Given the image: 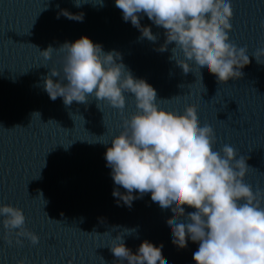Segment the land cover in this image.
Wrapping results in <instances>:
<instances>
[{
    "label": "water",
    "instance_id": "95a60500",
    "mask_svg": "<svg viewBox=\"0 0 264 264\" xmlns=\"http://www.w3.org/2000/svg\"><path fill=\"white\" fill-rule=\"evenodd\" d=\"M231 3L229 39L247 48L250 63L242 78L219 85L207 72L191 69L185 76L169 59L173 45L156 51L164 44V30L145 16L141 26L150 27L158 39H140L114 0H103V7H75L74 0H0V205L21 209L25 227L39 238L37 245L21 238V246H9L0 225V264H121L108 247L125 229L134 230L123 235L133 254L148 241L162 250L166 264H193L198 245L189 242L184 250L172 245V217L162 214L149 194L130 208L117 206L112 196L111 170L104 159L110 145L96 142H109L123 130V120L136 111L134 98L124 94L122 111L92 98L86 105L65 107L43 91V77L61 68L63 54L53 52L45 61L39 50L82 36L105 52L120 53L132 75L156 90L160 108L182 115L191 107L200 125L213 129L214 150L231 146L249 167L244 183L264 190V64L252 57L264 46V0ZM61 10L83 13V22L58 18ZM191 211L186 208L185 215Z\"/></svg>",
    "mask_w": 264,
    "mask_h": 264
},
{
    "label": "clouds",
    "instance_id": "9594fccd",
    "mask_svg": "<svg viewBox=\"0 0 264 264\" xmlns=\"http://www.w3.org/2000/svg\"><path fill=\"white\" fill-rule=\"evenodd\" d=\"M87 3L103 7V0H74L75 7ZM114 5L121 10L122 20L139 31L140 39L152 43L158 39L150 27L141 26L145 16L162 28L164 44L156 51L165 52L173 45L169 59L185 76L195 69L226 85L242 78V69L250 63L247 48H238L229 39L231 0H114ZM60 15L76 22L84 19L83 13L66 10H61L58 18ZM261 27L264 29V24ZM53 52L62 53L63 61L59 70L51 68L43 77L42 88L51 101L60 98L70 107L73 102L86 105L92 98L122 111L125 93L135 100L136 111L123 120V130L109 142H96L110 145L104 159L111 170L117 206L130 208L134 200L149 194L160 212L172 217L168 226L172 245L178 250L186 249L189 242L198 245L193 264H264V190L254 191L244 183L249 169L246 160L237 159L227 144L215 151L213 129L201 126L191 107L182 115L160 108L156 90L135 78L115 50L105 52L102 45L82 36L56 49L39 50L45 61ZM252 57L257 64H264V46ZM186 208L193 211L185 215ZM0 218L9 246H21V238L32 245L39 243L38 236L25 227L21 209L0 205ZM132 231L125 229L112 239L108 248L115 260L121 264H166L162 250L148 241L133 254L123 239ZM13 235L15 240L8 238Z\"/></svg>",
    "mask_w": 264,
    "mask_h": 264
}]
</instances>
